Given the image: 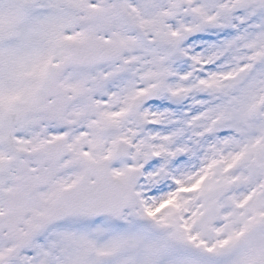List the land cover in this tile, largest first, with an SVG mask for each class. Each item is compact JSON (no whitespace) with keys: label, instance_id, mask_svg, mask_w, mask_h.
<instances>
[{"label":"snow or ice","instance_id":"1","mask_svg":"<svg viewBox=\"0 0 264 264\" xmlns=\"http://www.w3.org/2000/svg\"><path fill=\"white\" fill-rule=\"evenodd\" d=\"M0 264H264V0H0Z\"/></svg>","mask_w":264,"mask_h":264}]
</instances>
